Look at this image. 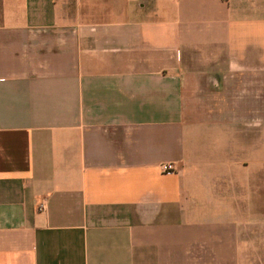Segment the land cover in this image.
I'll return each mask as SVG.
<instances>
[{
    "label": "crops",
    "instance_id": "1",
    "mask_svg": "<svg viewBox=\"0 0 264 264\" xmlns=\"http://www.w3.org/2000/svg\"><path fill=\"white\" fill-rule=\"evenodd\" d=\"M0 264H264V0H0Z\"/></svg>",
    "mask_w": 264,
    "mask_h": 264
},
{
    "label": "built area",
    "instance_id": "2",
    "mask_svg": "<svg viewBox=\"0 0 264 264\" xmlns=\"http://www.w3.org/2000/svg\"><path fill=\"white\" fill-rule=\"evenodd\" d=\"M160 168H161V171L163 173H176V172H178V168L174 167V165L171 163L162 164ZM39 209L42 210L43 208L41 207Z\"/></svg>",
    "mask_w": 264,
    "mask_h": 264
}]
</instances>
